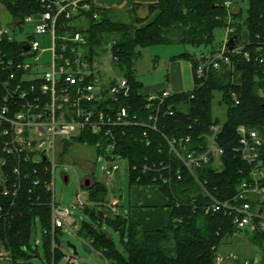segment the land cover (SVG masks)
<instances>
[{
    "label": "trees",
    "instance_id": "1",
    "mask_svg": "<svg viewBox=\"0 0 264 264\" xmlns=\"http://www.w3.org/2000/svg\"><path fill=\"white\" fill-rule=\"evenodd\" d=\"M225 1L156 0L154 5L148 7L150 14L155 13L154 19L142 27L129 24L115 11L93 7L90 13L85 14L90 45L99 46L111 36H116L113 55L119 62L120 74L130 84L128 105L140 122H147L152 112L145 108L148 95L142 93V84L135 75L134 67L141 51L155 46L182 45L206 49L207 52L201 54L213 57L221 47V44L213 46L214 32L227 27L228 13L223 6ZM20 2L23 14L29 13L26 5L31 0ZM16 5L11 3L10 10L14 11ZM95 12L99 18L94 20L91 14ZM230 17L237 44L241 42L242 33L246 32L243 36H246L247 41L242 52L248 53V61L242 54L230 53L228 56L233 69L222 67L218 71H211L206 81L201 83L195 81L193 75L194 88L173 94L159 111L157 132L142 127L115 130L116 147L112 154L127 162L130 185L157 186L170 210L167 225L158 230L141 231L120 210L114 218L106 216L104 221L121 237L123 245L119 252L112 236L99 228L103 221L97 218L98 214L108 215L106 205L109 190L104 183L93 180L86 190L87 201L92 205L82 209L92 219V223H75L79 227L75 231L76 237L90 243L89 246L84 245L85 252H96L109 264H213V248L232 244L237 232L231 225L229 215L205 213L207 199L184 171L180 180H176L172 173L169 188L161 184L160 177L164 171L159 166L169 159L161 135L167 138L190 136L193 144L203 140L211 125H220L216 143L223 150L222 171L217 172L210 167L196 171L208 189L213 191L216 188L214 194L220 192L232 195L240 181L238 171L245 165L233 153L237 142L236 128L244 126L264 130V99L261 97L264 94V71L256 61L257 50L264 48V0H247L243 25L240 23V8ZM177 58L189 61L194 71L193 55L185 53ZM3 94L4 89L0 85V98ZM217 94V104L225 108L224 121L214 112L213 103ZM232 95L236 96L237 105ZM16 103L20 101L16 100ZM14 104L10 102V106L15 107ZM168 111L173 114L168 115ZM144 132L146 138L142 136ZM73 142L64 143L60 159L75 144ZM95 142L96 138L87 139L88 146L93 147ZM144 167L148 171L142 172ZM31 168L26 165L20 173L21 185L17 198L0 196V247L11 254L9 264H35L34 261L41 257L38 243L34 247L30 245V236L33 231L37 234L39 223L44 251L41 263L59 264L63 254L60 246L62 229L55 228L51 232V195L43 183L33 185L37 175L32 174ZM39 176L42 180L46 179L41 174ZM97 206L101 208L98 214L95 211ZM254 243L260 246L264 256V241L258 239L252 241Z\"/></svg>",
    "mask_w": 264,
    "mask_h": 264
},
{
    "label": "built area",
    "instance_id": "2",
    "mask_svg": "<svg viewBox=\"0 0 264 264\" xmlns=\"http://www.w3.org/2000/svg\"><path fill=\"white\" fill-rule=\"evenodd\" d=\"M20 1L0 0V85L4 89L0 98V196L17 198L20 173L30 165L32 174L37 175L33 185L43 183L51 195L52 227H73L69 208L57 206L54 197L56 157L65 142L88 145L87 139L93 137L96 138L92 147L96 160L106 163L102 172L110 195L105 217L114 218L120 213L110 189L113 175L119 169L112 154L116 147L115 130L142 127L157 132L158 113L175 93L160 90L148 95L145 108L152 112L147 122H140L128 105L130 84L120 74L119 62L113 55L116 36L99 46L89 43L85 14L95 8L93 1L31 0L26 5L27 14H23ZM11 3L17 4L14 11L10 10ZM223 6L228 19L219 51L213 57L202 54L195 57L193 74L199 83L206 81L211 71L222 67L233 69L230 53L242 54L246 61L250 58L248 53L242 52L246 41L236 43L232 52L225 48L226 39L234 33L230 15L236 8L228 0ZM91 15L94 20L99 18L97 12ZM37 38H43L48 46L41 47ZM256 61L264 71V48L257 50ZM261 97L264 99V94ZM232 99L237 105L235 95ZM10 102H15V107L10 106ZM219 132L220 125H211L203 140L193 144L190 136L167 138L161 135L169 156L159 165L164 171L161 184L169 188L172 173L180 180L184 171L206 197L205 213L229 215L237 232L233 241L249 243L257 252L254 256L240 258L234 251L225 249L226 246L216 247L213 248V264H264L260 246L252 244L258 239L264 241V130L236 128L233 153L245 167L238 171L240 181L232 195L214 194L216 188L208 189L196 171L202 167L222 171L223 150L216 143ZM142 136L146 138V132ZM146 171L148 168L144 167L142 172ZM40 174L46 179L42 180ZM64 178L66 183L68 177ZM85 179L84 184L79 182L71 208L79 209L88 204L87 194L82 190L86 188ZM89 244L83 242L85 246ZM10 261L9 255L1 249L0 264Z\"/></svg>",
    "mask_w": 264,
    "mask_h": 264
},
{
    "label": "rangeland",
    "instance_id": "3",
    "mask_svg": "<svg viewBox=\"0 0 264 264\" xmlns=\"http://www.w3.org/2000/svg\"><path fill=\"white\" fill-rule=\"evenodd\" d=\"M233 3H235V13L238 12L239 8L241 9L242 21L240 20V23L243 25L247 10V0H235ZM122 19L126 21L125 18ZM243 34L245 35L246 32L244 31L242 33L241 42L247 41L246 36H243ZM224 38V29L215 30L213 46L222 44ZM37 40L41 43V47L48 46V44L44 42L43 38H37ZM202 52H207V50L182 45L155 46L142 50L141 56L135 63L134 67L136 79L140 84L143 85L144 88H157L163 85L166 86V83L169 82V80L170 82L168 86L170 87V83H174L175 77H177L176 81L181 83V91H191L193 88L194 79H192V70L190 64L187 60L178 59L177 57L185 53L193 55L194 57H198ZM171 64H173V69L171 68L170 73H168L169 66H172ZM173 73L175 74L174 76ZM218 100L219 95L217 94L213 103L214 112L221 121H224L225 108L217 104ZM59 148L60 147L58 146L57 149L59 150ZM115 164L119 167V169L113 175V179L110 183V189L114 194L113 200L116 199L118 209L124 216H126L130 206V199L132 194L137 191V186L130 185L127 162L116 158ZM56 166L54 185V197L56 199V204L61 208H69L70 216L73 219V227H64L62 229L60 246L63 254L59 264H109V262L103 260L98 253L85 252L83 249L84 245L82 240H80L75 235V231L79 229L75 223H92V219L82 212L83 208L86 206H91L92 204L88 202V204L82 208H71L75 202V194L78 192L79 184H84L85 178V181L89 180V186L92 184L93 180L102 183L106 182V178L102 172V168L106 166V163L104 161L98 162L96 160L94 149L91 146L72 144L71 148L68 150L67 154L62 157V159H60V156L56 157ZM63 176L68 177V181L66 183L63 180ZM82 190H84L86 193L87 188H83ZM152 195H150L152 199H156V196ZM95 208V211L97 212L96 214H98L101 208L99 206ZM99 216L100 215L98 214L97 218L100 221H103L99 228L102 231H105L109 236H112V241L116 249L121 252L123 245L121 237L107 222L104 221L106 219L105 214H103L104 217ZM54 229L55 228L52 227L51 223L52 233ZM42 241L41 229L38 223L37 234H35L33 231L30 236V245L32 247L36 246V242H38V253L41 257L40 259H36L34 261L35 264H42L41 260L44 258ZM123 241H126V239L123 238ZM51 243L53 245V242ZM69 245L75 247V256H73ZM1 249L3 248L0 247V250ZM225 249L234 251L240 258L251 257L257 254L255 249H253L247 243H239L237 239H234L232 244L226 246ZM3 251L11 258V254L8 251L4 249ZM71 257H73V259Z\"/></svg>",
    "mask_w": 264,
    "mask_h": 264
},
{
    "label": "crops",
    "instance_id": "4",
    "mask_svg": "<svg viewBox=\"0 0 264 264\" xmlns=\"http://www.w3.org/2000/svg\"><path fill=\"white\" fill-rule=\"evenodd\" d=\"M95 7L99 9L115 11L126 19V22L138 27H142L146 23L152 21L155 13L150 14L148 7L154 5L156 0H92ZM139 21L140 23H136ZM190 64L191 70L192 65ZM174 64V63H173ZM169 66L168 73L171 68ZM173 69V68H172ZM176 74V72H175ZM173 73V76L175 75ZM179 74V73H178ZM174 83H166L157 88H144L142 85V93L146 95L155 94L160 90H169L170 92H182L181 83L176 81ZM193 79V70H192ZM170 88V89H169ZM137 191L132 194L130 199V206L126 217L136 224L141 231L158 230L166 226L169 221L170 210L167 208V201L159 192L156 186H137ZM155 195L156 199H152L150 195ZM152 195V196H153ZM151 199V200H150Z\"/></svg>",
    "mask_w": 264,
    "mask_h": 264
},
{
    "label": "water",
    "instance_id": "5",
    "mask_svg": "<svg viewBox=\"0 0 264 264\" xmlns=\"http://www.w3.org/2000/svg\"><path fill=\"white\" fill-rule=\"evenodd\" d=\"M236 42H237V36L236 35L229 36L226 39V41H225V44H224L225 45V48L229 52H232L235 49V47H236ZM64 181H66V178H64ZM88 186H89V180H86L85 181V187L88 188ZM69 248L72 250V253L75 256L76 255L75 247L69 245Z\"/></svg>",
    "mask_w": 264,
    "mask_h": 264
},
{
    "label": "bare ground",
    "instance_id": "6",
    "mask_svg": "<svg viewBox=\"0 0 264 264\" xmlns=\"http://www.w3.org/2000/svg\"><path fill=\"white\" fill-rule=\"evenodd\" d=\"M228 51V50H227ZM229 52V51H228Z\"/></svg>",
    "mask_w": 264,
    "mask_h": 264
}]
</instances>
